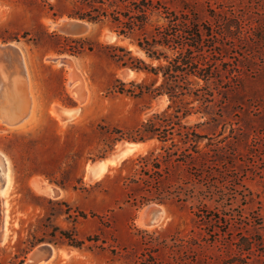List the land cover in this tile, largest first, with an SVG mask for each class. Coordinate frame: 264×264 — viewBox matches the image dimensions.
I'll use <instances>...</instances> for the list:
<instances>
[{"label":"rangeland","instance_id":"rangeland-1","mask_svg":"<svg viewBox=\"0 0 264 264\" xmlns=\"http://www.w3.org/2000/svg\"><path fill=\"white\" fill-rule=\"evenodd\" d=\"M147 2L145 30L124 36L112 15L98 22L78 18L83 11L74 0H0V44L18 47L27 70L0 60V117L31 109L23 127L0 120V170L10 178L0 192V264H19L14 257L24 249L26 264L42 247L54 250L46 264H264V47L221 38L218 79L205 84L212 100L205 102V116L200 102L180 96L176 106L184 115L173 136L164 143L131 140L171 103L156 91L163 76L149 70L177 56L175 45H161L167 36L175 43L183 36L172 22L188 12L219 34L213 10L222 22L244 16L245 35L260 36L261 30H248L258 22V0ZM67 21L86 29L68 34L61 29ZM206 55L213 66L215 55L209 49ZM235 66L236 72L226 71ZM190 84L198 90L204 82L191 78ZM195 128L205 136L197 145L205 151V179L171 162L159 186L171 195L140 206L137 201L156 196L140 186L129 200L134 169L124 162L185 150L181 141ZM127 143L137 144L134 151L90 176V167ZM146 209H161L162 217L143 225Z\"/></svg>","mask_w":264,"mask_h":264},{"label":"trees","instance_id":"trees-1","mask_svg":"<svg viewBox=\"0 0 264 264\" xmlns=\"http://www.w3.org/2000/svg\"><path fill=\"white\" fill-rule=\"evenodd\" d=\"M74 1L80 4L82 8L81 11H83L76 14L78 18L90 22H98L103 17L112 15L113 23L120 29V34L124 36H129L136 30L143 32L146 28V21L143 19L152 10V7L149 5L151 2H147L146 4L145 0ZM231 1H240L243 5L249 0ZM251 7L254 9V6ZM122 8L125 9V12L121 10ZM254 11H257L256 15L258 17V22H256L254 26H250L248 30H261L260 36L245 35L244 30H246L247 25L245 23L246 21L244 16L237 17L235 15L226 17V20L222 22V18L224 17L216 15V12L213 10V17L217 22H220L221 30H223V32L219 34L216 33L213 35V31L210 30V28H205L204 24L193 18L188 12L178 16L180 18H176L175 21L172 22L173 24L171 23L172 26L181 29L179 32L183 36L179 38L176 43L170 40L172 39L170 36H167L166 38H163L161 45H165L166 43L168 45H175L177 49V56L174 59L167 61L166 64L160 65L157 69L149 70L156 76L159 74L163 76V82L156 91L159 95H167L171 103L167 110L162 114H155L149 121L143 123L138 129H136L133 132L136 137L131 138V140L135 142H146L147 140L157 138L164 143L168 140L169 135L173 136L170 131L175 129V126L178 125V120L184 115V111L181 110L182 107L176 106L177 102H179L177 100H179L180 96H189L192 99L191 103L194 101L200 102L202 107L199 108L198 112H201L202 115L205 116V102L212 101L207 100V96L210 95L205 96V84L207 86L208 84H211L213 80L218 79L217 76H215V73L217 74V72H215L216 67L214 66H216L219 61L216 60V56L220 55L219 53L222 49H220L221 46H219L217 42L221 38H226L227 41H233L235 43L240 39H247L251 40V47H258L260 50L264 47V0H258ZM139 46L140 48L146 50L142 44H139ZM208 49L215 55L213 66L211 63L212 59L208 57L210 55H206ZM262 52H264V49ZM147 56L151 59H156L158 61L161 60L160 57L154 54H149L148 52ZM121 64L132 69L148 71L145 67H134L132 64L124 62V60L121 61ZM236 67L237 66L232 67L226 71L232 73L236 72ZM191 78L202 80L204 82L203 86H201L198 90H194L191 88ZM204 124L205 123H203V125ZM200 125L201 124H199V126ZM165 128L166 130H164ZM195 130L196 128L192 133H186L184 142L180 140L184 147H186L185 150H170L168 153H160L157 156H155L154 152L151 151L146 155H140L134 160H127L124 162L123 166L131 164L134 169L133 176L129 178L130 183L134 185V187L132 186L129 191V200H133L132 197H134V194L138 195V188L140 186H144L145 191L152 193V195H156L150 199L143 198L141 201H137L140 203V206H144L153 201L161 203L164 201V198L166 199L168 195H171L172 192H162V189H160L162 182L166 180V177L168 178L170 176V174L166 171L169 170L171 162L174 164L176 162L175 166L177 167L182 163L188 170H195L197 174L195 173L194 178H196L199 182L205 179V151L200 150L197 146L199 141L205 138V136H200ZM164 132L166 136L162 137L161 135ZM189 191L190 195H193L194 197L195 192L193 189ZM178 194L180 193L178 192ZM177 197H179V195H177ZM28 252L29 251L25 249L20 252L18 251V254L14 258L20 260L19 264H23L26 258L25 256ZM12 264H16V262H13Z\"/></svg>","mask_w":264,"mask_h":264},{"label":"bare ground","instance_id":"bare-ground-1","mask_svg":"<svg viewBox=\"0 0 264 264\" xmlns=\"http://www.w3.org/2000/svg\"><path fill=\"white\" fill-rule=\"evenodd\" d=\"M68 22V21H67ZM68 23H78V24H84V23H82V22H80V21H75V22H68ZM62 24V23H61ZM82 31H84V30H80L79 31V33L80 32H82ZM23 53H22V51L18 48V47H16V46H14V45H11V44H9V45H1L0 44V60H2V59H5V61H6V63L8 64V65H11L12 63H13V65L16 63V64H18L19 66H20V68L23 70V72L26 74V67H24V63H23ZM13 59H15L16 60V62H13ZM25 62V61H24ZM4 64V63H3ZM2 64V65H3ZM6 64V65H7ZM17 66V65H16ZM1 67V66H0ZM7 68V67H6ZM6 68H5V70H6ZM17 68V67H16ZM1 69V68H0ZM11 69V68H10ZM1 73H5V71L4 70H2L1 69ZM19 71V70H18ZM20 72V71H19ZM3 73V74H4ZM11 73V72H10ZM23 73V74H24ZM13 75H15V74H13ZM19 76V75H18ZM17 77V76H16ZM15 77V78H16ZM19 78H21V77H19ZM1 79V78H0ZM23 79V78H22ZM21 79V80H22ZM21 80H19V82L21 81ZM27 80V79H26ZM3 81V80H2ZM2 81L0 80V92L2 91V89H3V83H2ZM22 83H24V82H22ZM26 83H28V82H26ZM29 84V83H28ZM28 86V85H27ZM5 88V87H4ZM19 88V87H18ZM25 91V90H24ZM26 94H28L27 92H26ZM1 95V94H0ZM29 96V95H28ZM2 97V96H1ZM4 99V98H3ZM2 99V100H3ZM25 100V99H24ZM29 102V101H28ZM32 103V102H31ZM29 104V103H28ZM7 105V104H6ZM9 105V104H8ZM32 105H33V103H32ZM10 106V105H9ZM9 106H8V110H9ZM30 107V106H29ZM24 109V108H23ZM30 113H31V109H30V111H29V113L28 114H24V115H20V114H18V116H13V114H14V112L12 111V110H9V111H7L6 112V116L5 117H0V120L3 122V123H5L6 125H8V126H10V128L12 127H23L27 122H29L28 121V118L27 117H29L30 116ZM27 115V116H26ZM16 119V120H15ZM137 145V144H136ZM135 145V146H136ZM135 146H134V149H135ZM134 149H132V150H130L128 153H130V152H132V151H134ZM127 153V154H128ZM126 154V155H127ZM126 155H124V156H126ZM123 158V157H122ZM121 158V159H122ZM120 159V160H121ZM119 160V161H120ZM118 162V161H117ZM112 163H115V162H112ZM112 163H109V164H112ZM107 165H108V163H106V165H105V168L104 169H107ZM91 169V168H90ZM103 169V170H104ZM5 179H6V185H5V187H4V189L3 190H6L7 188H8V186L10 185V178H8L7 177V174H6V177H5ZM2 190V191H3ZM162 217V210L161 209H146L145 211H143L142 212V214H141V218H140V223L141 224H143V225H145V224H147L148 222H150V223H156L158 220H160V218ZM52 260V259H51ZM50 262V261H49ZM48 263V262H47ZM43 264H46V263H43Z\"/></svg>","mask_w":264,"mask_h":264},{"label":"water","instance_id":"water-1","mask_svg":"<svg viewBox=\"0 0 264 264\" xmlns=\"http://www.w3.org/2000/svg\"><path fill=\"white\" fill-rule=\"evenodd\" d=\"M75 22V21H73ZM61 29L68 33V34H78L80 30H85L86 27L84 24H78V23H65L62 25ZM136 143H127L121 146L119 151L111 155L109 158L101 160L97 162L95 165L90 167V176L92 178H97L105 168L106 163H108L107 168H109L110 164L112 162L119 161L124 155H126L130 150L134 149V146ZM6 174L7 170L5 169L3 172L0 170V192L2 193V190L4 189L6 185ZM54 255V250L51 247H42L38 249L29 259V262L26 264H41L49 259H51Z\"/></svg>","mask_w":264,"mask_h":264},{"label":"crops","instance_id":"crops-1","mask_svg":"<svg viewBox=\"0 0 264 264\" xmlns=\"http://www.w3.org/2000/svg\"><path fill=\"white\" fill-rule=\"evenodd\" d=\"M30 115H31V113H30ZM27 116V115H26ZM28 118V120L30 119V116L29 117H27ZM16 120V119H15Z\"/></svg>","mask_w":264,"mask_h":264}]
</instances>
